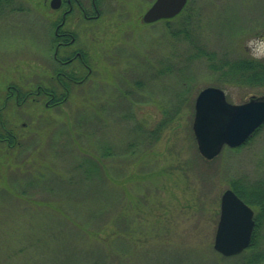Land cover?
<instances>
[{
	"label": "rangeland",
	"instance_id": "obj_1",
	"mask_svg": "<svg viewBox=\"0 0 264 264\" xmlns=\"http://www.w3.org/2000/svg\"><path fill=\"white\" fill-rule=\"evenodd\" d=\"M150 2L107 0L102 28L76 35L88 72L77 60L54 64L33 12L0 22V94L11 84L17 96L37 85L59 90L56 68L88 73L62 80L63 101L46 106L41 93L1 108L19 142L0 141V264L234 261L213 248L220 195L232 182L264 195V123L212 159L199 153L194 99L222 76L194 46L217 61L255 59L247 42L264 38V0H188L178 15L147 24ZM222 89L232 103L264 94V84ZM258 233L264 252L263 213Z\"/></svg>",
	"mask_w": 264,
	"mask_h": 264
},
{
	"label": "water",
	"instance_id": "obj_2",
	"mask_svg": "<svg viewBox=\"0 0 264 264\" xmlns=\"http://www.w3.org/2000/svg\"><path fill=\"white\" fill-rule=\"evenodd\" d=\"M186 0H154L144 11L142 20L150 22L176 14ZM264 121V94L241 103H231L222 88L208 85L194 99L192 131L199 153L206 159L215 157L225 144L240 145ZM252 208L231 188L220 195L219 218L213 248L224 256L240 253L251 240L254 228Z\"/></svg>",
	"mask_w": 264,
	"mask_h": 264
},
{
	"label": "flooded vegetation",
	"instance_id": "obj_3",
	"mask_svg": "<svg viewBox=\"0 0 264 264\" xmlns=\"http://www.w3.org/2000/svg\"><path fill=\"white\" fill-rule=\"evenodd\" d=\"M153 1L151 0L150 4ZM106 3L107 0H0V22L5 18H11L6 13L16 15V13L33 12L40 18L39 30L49 34V49L53 61L59 66H66L77 60L78 66L88 72L89 65L81 50L82 47L74 45L77 40L76 35L95 32L97 28H102L100 25L104 22ZM79 44L84 45L82 42ZM72 72L78 71L74 68L68 70L56 68L54 73L58 84L66 92L67 84L62 80L78 83L88 75L85 72L80 77H73ZM40 88L37 85L35 91L28 92H31L33 97L39 94ZM43 93L47 97L54 95L49 90H44Z\"/></svg>",
	"mask_w": 264,
	"mask_h": 264
},
{
	"label": "trees",
	"instance_id": "obj_4",
	"mask_svg": "<svg viewBox=\"0 0 264 264\" xmlns=\"http://www.w3.org/2000/svg\"><path fill=\"white\" fill-rule=\"evenodd\" d=\"M171 35L182 34L187 37L188 31L185 29V26H182L179 29L175 27H169ZM195 54L202 55L206 59V66L213 72L219 71L221 78L217 79V84L219 87H223L225 83L237 82L241 85H262L264 84V59H252L246 57H237L228 60H220L213 56L212 51H204L198 46H194ZM193 54V55H195ZM219 60V59H218ZM67 84V83H66ZM67 86V85H66ZM16 86H11V95L4 98L3 102H0V111L3 109L6 104H21L25 102L26 99L32 95L28 90H19L21 94L18 96L14 93L16 91ZM44 90L47 88L41 87L39 94H44ZM57 92V91H56ZM27 94V95H25ZM64 100L60 98L56 93L53 97L49 98L50 105H53L55 100ZM5 119L0 114V141L7 140L8 146L17 145L18 138L16 133L13 131V128L7 127ZM138 127V126H137ZM155 128V127H154ZM156 129V128H155ZM159 135V130H153V133L150 135L152 139H156ZM101 155L109 154L111 148L109 146L103 147ZM127 150V149H124ZM95 164V163H94ZM110 178V175H109ZM230 187L239 195L246 203L250 206L256 207V213L254 215L255 226L253 229L252 237L250 244L240 253L233 255L234 261L231 264H264V252H262V245L259 238L258 229L261 225L262 213L264 214V195L258 193L256 190L247 191L245 187L237 185L235 182L230 184ZM263 192V189H262Z\"/></svg>",
	"mask_w": 264,
	"mask_h": 264
},
{
	"label": "bare ground",
	"instance_id": "obj_5",
	"mask_svg": "<svg viewBox=\"0 0 264 264\" xmlns=\"http://www.w3.org/2000/svg\"><path fill=\"white\" fill-rule=\"evenodd\" d=\"M187 2H188V0H186V2H185V4L183 5V7H182V8H181L176 14H174L173 16H170V17H161V18H158V19H156V20H153V21H150V22H145V23L150 24V23L157 22V21H159V20H169L170 18H172V17L178 15V14L182 11V9H184V7L186 6ZM150 5H151V4H149L148 7H149ZM148 7H147V8H148ZM147 8H146V9H147ZM146 9H145V10H146ZM143 13H144V12H143ZM142 15H143V14H142ZM143 22H144V21H143ZM54 64H56V66H59L58 63H55V62H54ZM11 85H12V84H11ZM11 85H10V86L7 85V86H6V92L4 91V92H5L4 94H3V93L0 94V102H3V101L5 100L4 98H7V97H6V94H7V96H8V95H9V96L11 95V93H12V92H11ZM58 87H59V90H56V89L53 88V87H50V88H49L50 90H49V89H48V90L51 91L53 94L56 93L59 97L61 96L60 98H65V97L67 96L66 94H68V92H66V91L64 90V88H62L61 86L58 85ZM60 87H61V88H60ZM202 88H203V87H202ZM48 90H47V91H48ZM199 90H200V89H199ZM56 91H57V92H56ZM2 95H3V96H2ZM44 96H45V95H44ZM45 97L48 98L47 100L49 101V98H50V97H47V96H45ZM58 101H59V100H58ZM58 101H55V103H57ZM46 102H47V101H46ZM46 102H45V103H46ZM48 105H49V103L46 104V106H48ZM192 132H193V131H192ZM224 146H225V145H223L222 148H223ZM211 159H212V158H211ZM246 190L249 191V189H246ZM250 190H251V189H250ZM218 218H219V214H218ZM217 221H218V220H217ZM253 229H254V228H253ZM247 247H248V246H247ZM244 249H245V248H244ZM244 249H243V250H244ZM243 250H242V251H243ZM221 255H222V254H221ZM231 256H232V255H231Z\"/></svg>",
	"mask_w": 264,
	"mask_h": 264
},
{
	"label": "clouds",
	"instance_id": "obj_6",
	"mask_svg": "<svg viewBox=\"0 0 264 264\" xmlns=\"http://www.w3.org/2000/svg\"><path fill=\"white\" fill-rule=\"evenodd\" d=\"M253 58L264 59V38H252L247 42Z\"/></svg>",
	"mask_w": 264,
	"mask_h": 264
}]
</instances>
